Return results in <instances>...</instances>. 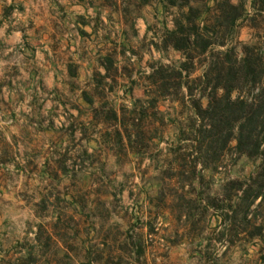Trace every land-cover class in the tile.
Segmentation results:
<instances>
[{"label":"rangeland","instance_id":"rangeland-1","mask_svg":"<svg viewBox=\"0 0 264 264\" xmlns=\"http://www.w3.org/2000/svg\"><path fill=\"white\" fill-rule=\"evenodd\" d=\"M251 1L230 0L248 14L225 35L237 55L264 53V6ZM79 3L72 27L48 33L49 54L26 40V74L0 76V264H264L230 213L257 163L197 144L207 101L170 71L185 62L169 32L188 8Z\"/></svg>","mask_w":264,"mask_h":264},{"label":"trees","instance_id":"trees-1","mask_svg":"<svg viewBox=\"0 0 264 264\" xmlns=\"http://www.w3.org/2000/svg\"><path fill=\"white\" fill-rule=\"evenodd\" d=\"M191 1L203 2L208 13L204 16L192 8ZM165 3L169 7L188 8L181 14L175 30L169 32L173 49L182 54L185 62L170 71L184 81L190 97L197 88L207 101L204 109L199 104L195 106L201 124L195 141L205 146L207 153L218 149L224 155L230 150L257 163L256 171L248 179L234 183L240 210L230 213L234 217L242 213V223L246 229L251 228L249 238L264 244V220L259 221L256 214L264 207V53L254 46L239 44L241 54L237 55L225 43L228 29H234L248 14L242 3L233 5L230 0H165ZM207 3L212 6H206ZM251 5L255 11L264 6V0H252ZM214 48L221 50L214 52ZM198 57H203L204 70L200 76L190 78ZM161 74L160 80L168 79ZM233 93H238L234 99ZM232 142L234 146L230 148ZM230 213L225 214L226 218H230Z\"/></svg>","mask_w":264,"mask_h":264},{"label":"crops","instance_id":"crops-1","mask_svg":"<svg viewBox=\"0 0 264 264\" xmlns=\"http://www.w3.org/2000/svg\"><path fill=\"white\" fill-rule=\"evenodd\" d=\"M86 8L79 0H0V76L15 67L25 75L26 40L40 44L42 57L49 54L48 33L72 27Z\"/></svg>","mask_w":264,"mask_h":264}]
</instances>
